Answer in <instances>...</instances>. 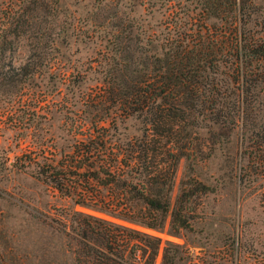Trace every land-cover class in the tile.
Here are the masks:
<instances>
[{
  "label": "rangeland",
  "instance_id": "obj_1",
  "mask_svg": "<svg viewBox=\"0 0 264 264\" xmlns=\"http://www.w3.org/2000/svg\"><path fill=\"white\" fill-rule=\"evenodd\" d=\"M251 1L255 10L244 16L249 21L245 28L257 37L262 34L264 0ZM44 3L48 7L40 9ZM196 4V0L32 4L30 26L20 28L9 48L15 67L29 56H41L43 65L15 93L0 88V264H75L67 237L75 226V211L160 237L156 264H161L163 246L176 248L171 244H177L181 256L176 264H264V85L252 87L256 75L244 77V85L236 81L241 70L231 64V52L209 76L215 87L206 100L220 103L197 115L195 156L182 158L177 168L171 208L178 199L176 205L189 228L174 232L170 212L162 228L148 229L82 206L45 183L36 163L20 166L17 160L30 151L58 157L75 141L73 120L83 118L90 124L105 111L103 123L120 142L140 136L143 119L125 114L117 105L99 104L98 92L108 71L124 62L121 49L137 50L140 57L162 55L167 39L198 17ZM206 23L219 25L220 20L211 17ZM3 24L0 19V33ZM42 161L39 157L37 164ZM194 180L211 191L191 192Z\"/></svg>",
  "mask_w": 264,
  "mask_h": 264
},
{
  "label": "trees",
  "instance_id": "obj_2",
  "mask_svg": "<svg viewBox=\"0 0 264 264\" xmlns=\"http://www.w3.org/2000/svg\"><path fill=\"white\" fill-rule=\"evenodd\" d=\"M36 1H1L0 88L6 93H15L43 65L41 56H29L23 65L15 67L9 48L20 28L30 26L29 11L34 10ZM196 1L199 12L194 19L199 23L193 19L176 37H169L160 56L146 53L140 57L137 50L126 53L121 49L119 55L124 62L108 71L98 92L99 104L117 105L125 114L143 119L145 128L140 136L120 142L111 127L103 123L108 113L105 111L90 124L83 118L73 120L75 141L58 157L30 151L17 159L19 165L36 163L45 183L82 206L148 229L162 228L170 212L174 232L189 228L183 210L176 205L178 199L172 208L171 201L180 160L195 156L197 115L202 110L213 111L220 103L206 100V94H212L215 87L209 81L210 74L227 61L226 53L231 52V64L241 70V78L236 81L244 85V77L256 75L252 87L264 85V22L260 23L261 36L245 28L249 21L244 16L255 10L252 1ZM40 5V9L48 7ZM211 17L220 24H207ZM39 157L44 159L40 165ZM191 189L211 191L197 180ZM75 214V226L67 232L75 264H156L162 247L160 237L96 214ZM171 245L176 248L163 246L161 264H176L181 259L177 244Z\"/></svg>",
  "mask_w": 264,
  "mask_h": 264
}]
</instances>
